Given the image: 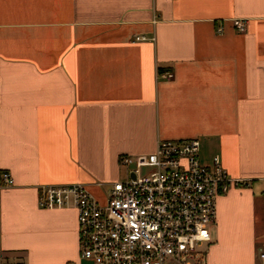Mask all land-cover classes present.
<instances>
[{
	"label": "crops",
	"instance_id": "obj_1",
	"mask_svg": "<svg viewBox=\"0 0 264 264\" xmlns=\"http://www.w3.org/2000/svg\"><path fill=\"white\" fill-rule=\"evenodd\" d=\"M188 139L240 180L205 263L264 264V0H0V264H91L39 188L104 204L121 156Z\"/></svg>",
	"mask_w": 264,
	"mask_h": 264
},
{
	"label": "built area",
	"instance_id": "obj_2",
	"mask_svg": "<svg viewBox=\"0 0 264 264\" xmlns=\"http://www.w3.org/2000/svg\"><path fill=\"white\" fill-rule=\"evenodd\" d=\"M236 30L244 33L245 23L237 22ZM160 77L169 80L172 74ZM199 150L197 139L159 141L153 153L119 158L127 177L111 185L104 204L84 184L74 183L41 186L38 206L76 211L82 261L206 264L217 198L238 187L240 180L228 177L218 157L202 164ZM1 178L3 186L13 185L8 174Z\"/></svg>",
	"mask_w": 264,
	"mask_h": 264
},
{
	"label": "water",
	"instance_id": "obj_3",
	"mask_svg": "<svg viewBox=\"0 0 264 264\" xmlns=\"http://www.w3.org/2000/svg\"><path fill=\"white\" fill-rule=\"evenodd\" d=\"M133 177V176H132Z\"/></svg>",
	"mask_w": 264,
	"mask_h": 264
}]
</instances>
